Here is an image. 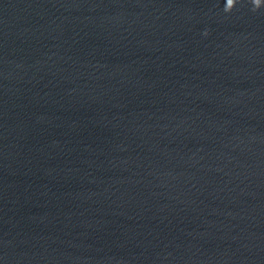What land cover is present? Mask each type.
Listing matches in <instances>:
<instances>
[{"label":"water","instance_id":"95a60500","mask_svg":"<svg viewBox=\"0 0 264 264\" xmlns=\"http://www.w3.org/2000/svg\"><path fill=\"white\" fill-rule=\"evenodd\" d=\"M235 0H228L231 9ZM0 0V100L111 73L264 16V0Z\"/></svg>","mask_w":264,"mask_h":264},{"label":"clouds","instance_id":"9594fccd","mask_svg":"<svg viewBox=\"0 0 264 264\" xmlns=\"http://www.w3.org/2000/svg\"><path fill=\"white\" fill-rule=\"evenodd\" d=\"M236 3H237V0H235V2L232 4L231 9H229V7H228V0H226V3H225V11H231L233 9V7L236 5ZM251 3L253 4L254 8H259V7L262 6V5H256L254 3V0H251Z\"/></svg>","mask_w":264,"mask_h":264}]
</instances>
